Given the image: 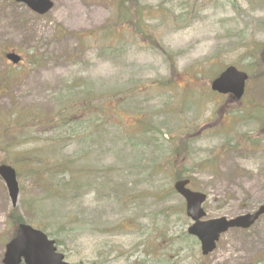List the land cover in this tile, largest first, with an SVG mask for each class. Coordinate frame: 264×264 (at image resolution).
<instances>
[{
  "label": "rangeland",
  "instance_id": "rangeland-1",
  "mask_svg": "<svg viewBox=\"0 0 264 264\" xmlns=\"http://www.w3.org/2000/svg\"><path fill=\"white\" fill-rule=\"evenodd\" d=\"M54 2L0 0V164L20 184L13 206L0 176V264L19 220L75 264H264V216L205 256L174 190L190 177L207 219L264 205V0ZM231 64L241 101L210 89Z\"/></svg>",
  "mask_w": 264,
  "mask_h": 264
},
{
  "label": "water",
  "instance_id": "water-1",
  "mask_svg": "<svg viewBox=\"0 0 264 264\" xmlns=\"http://www.w3.org/2000/svg\"><path fill=\"white\" fill-rule=\"evenodd\" d=\"M17 1L27 3L40 14L48 12L54 5L52 0ZM7 57L13 63H19L22 60V56L16 52L8 53ZM248 78L245 71L230 65L211 82V88L223 94H233L236 100H240L245 93ZM0 175L6 183L13 206H17L20 186L16 169L11 165L1 164ZM189 183L190 179H179L174 186L177 192L186 199V211L193 220L188 231L200 240L204 255L211 253L216 248L222 233L233 227L249 228L264 214V205H262L254 212L236 217L204 220L206 211L202 204L207 199V194L190 189ZM23 258L26 264H73L64 260V254L57 251L55 241L50 240L45 232L26 223L19 225L17 235L7 245L4 261L6 264H20Z\"/></svg>",
  "mask_w": 264,
  "mask_h": 264
},
{
  "label": "trees",
  "instance_id": "trees-1",
  "mask_svg": "<svg viewBox=\"0 0 264 264\" xmlns=\"http://www.w3.org/2000/svg\"><path fill=\"white\" fill-rule=\"evenodd\" d=\"M91 101V100H89ZM84 105V104H83ZM86 108V107H85ZM73 120H69V123H72ZM35 158L37 159V162L40 163L42 165V168H46L45 170H42L43 175H50V179H56L59 169L58 168H69L68 167V163L62 161V160H58V159H41L39 158L37 155H34ZM65 174V172H64ZM69 177L70 179H75L76 175L72 170H69ZM179 177H184L183 175H178L177 178ZM69 179V180H70ZM76 180V179H75ZM57 186L55 185V183H50V185L47 184V189L50 191H55L57 190L56 188ZM56 188V189H55ZM19 222H22V220H19ZM19 224V223H18Z\"/></svg>",
  "mask_w": 264,
  "mask_h": 264
}]
</instances>
